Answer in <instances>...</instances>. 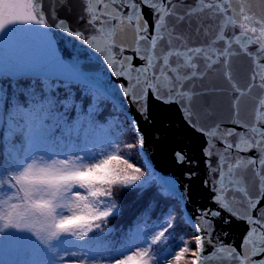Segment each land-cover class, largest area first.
I'll use <instances>...</instances> for the list:
<instances>
[{
    "label": "water",
    "instance_id": "water-1",
    "mask_svg": "<svg viewBox=\"0 0 264 264\" xmlns=\"http://www.w3.org/2000/svg\"><path fill=\"white\" fill-rule=\"evenodd\" d=\"M210 2L222 4L223 0ZM88 3L99 7L94 0H42L48 28L33 24L6 26L5 33H0V77L79 82L109 98L130 122L133 119L137 122L139 133L144 137V145L139 150L145 164L165 191L179 201L194 234L197 237L203 235L194 226L202 211L220 212L219 217H208L212 225V243H205L204 255L211 257L206 264H228L226 252L217 249L230 246L241 252L250 226L246 220L238 219L215 203L218 191L214 189H223L227 202L241 215L248 207L247 197L236 190L241 179L252 197L259 195V177L255 172L264 173V166L259 163L264 153L256 148L240 151L237 146L244 148L248 142L260 140V132L264 131V110L260 106L264 88L259 87L258 78L252 79L258 71L255 61L264 63V58L254 43L247 44L248 51L245 52L242 44L246 37L241 35L238 24L243 22L240 14L243 8L254 18L250 26L259 29L255 20L264 22V0H228V10L223 14L215 8L201 11L199 0H173L175 15L165 17V24L159 32L163 39L158 41L154 50L147 41H139V47L145 54H154L156 67L148 76L160 77L154 82L162 93L179 91L187 96L177 103H163L149 92L146 119L125 94V88L129 91L142 89L143 77L136 85L135 72L131 74V80L116 75L122 70L125 57H132L134 68L145 65L134 50L138 46L134 28L126 20L120 24L119 19L109 16L101 17L103 23L101 20L89 23ZM113 7L121 16L132 14L130 6H121L119 2L113 6L109 0L108 11H113ZM140 10L149 25L148 35H156L153 32V10L146 5H140ZM190 12L194 14L189 15ZM180 15L185 19L179 20ZM230 16L237 20L236 26L227 23ZM59 21H64L73 32L82 33L85 39L94 40L97 47L111 45L115 65H110L107 52H99L76 36L58 29L55 25ZM113 29L115 34L109 37ZM221 35L225 39H220ZM252 35L248 33V36ZM236 37H240V44L235 42ZM121 48L124 49L122 53ZM195 48L204 51L200 55L188 51ZM168 51L182 55L171 56L166 68L162 56ZM186 57H191L195 68L188 66ZM210 63L211 67H208ZM192 72L196 75L192 76ZM197 129L216 135L209 136ZM228 131L234 135L227 136ZM229 143L233 144L232 148L227 147ZM177 153L185 157L183 163L178 162ZM249 158L257 160V164L245 167L242 163L240 168L235 167L238 162H246ZM229 166L233 167L231 173ZM257 208H264V198L260 199ZM251 214L256 216L257 212L254 210ZM252 239L259 242L258 236ZM247 250L252 251L251 246ZM252 259L259 260L261 256Z\"/></svg>",
    "mask_w": 264,
    "mask_h": 264
},
{
    "label": "trees",
    "instance_id": "trees-1",
    "mask_svg": "<svg viewBox=\"0 0 264 264\" xmlns=\"http://www.w3.org/2000/svg\"><path fill=\"white\" fill-rule=\"evenodd\" d=\"M45 98L51 100L54 107L50 109L48 103H41ZM0 110V216L12 212L21 223L19 229L0 231V264H63L71 256L95 259L96 264H111L112 254L126 242L130 231L139 227L141 232L137 237L142 240L169 214L174 218V227L166 244L161 242L153 246L155 264L158 261L163 264L161 247L170 249L168 259L185 244L191 250L196 249L197 236L184 217L179 201L159 185L143 162L139 147H124L136 145L137 135L129 121L103 94L73 81L15 80L3 76L0 77ZM7 116H11L10 127L5 121ZM114 118L120 120L123 131L115 130ZM106 135L110 136V144L106 143ZM115 145L123 146L118 154L142 169L141 182L127 188L122 185L112 187L110 199L116 202L117 210L100 229L79 240L71 235L50 240V219L29 207L33 200L51 198L47 186L33 185V195L25 199L21 186L12 178L27 164L47 156L51 148L57 153L58 162L66 161L73 166L83 148L92 149L93 155L84 160L94 163L112 154ZM94 149H99L98 153ZM77 188L78 185L61 186L54 202L60 207H68ZM14 205L18 207L14 208ZM60 207L56 209L57 216ZM127 251L131 252L130 249ZM186 258L194 257L189 253Z\"/></svg>",
    "mask_w": 264,
    "mask_h": 264
},
{
    "label": "snow or ice",
    "instance_id": "snow-or-ice-1",
    "mask_svg": "<svg viewBox=\"0 0 264 264\" xmlns=\"http://www.w3.org/2000/svg\"><path fill=\"white\" fill-rule=\"evenodd\" d=\"M95 4L99 7H93L91 3L87 4L86 11L90 16L89 23L95 24L97 20H101L102 16H109L112 19H119L120 24H124L125 20L128 22V24L134 28L136 37H137V48L134 49L136 51L137 56L145 61V65L134 68L131 64L132 57H125L122 61V70L116 72V75L118 76H125L127 79L131 80V74L135 72L137 74V79L134 82V84L138 85L140 83V77H143L144 80V87L140 89L139 91L133 90L129 91L128 88H125V94L129 95L131 98V101L137 106V109L139 113L146 119L147 118V99L149 92L152 93L153 98L161 101L163 103H177L179 101H182L185 96H187V93L179 92V91H169V93L164 94L161 91V88L158 86L157 83L154 81H158L160 79L159 76H156L155 74L152 75L151 78H149L148 73L156 67L154 64V54H145V52H142L139 47V41H147L150 43L151 50H154L157 46V43L159 40H162L163 37L159 35V32L161 28L165 24V17L175 15V12L173 10V0H139V3L136 2V0H111V4L114 6L117 2L121 4V6H124L125 4L130 6L132 9L131 15L121 16L119 15V10L115 9L113 7V11H108L109 6V0H94ZM199 3L202 5V8L200 9L203 11V9H212L215 8L219 13L223 14L228 10L229 4L228 0H223V3L218 2H210V0H199ZM140 5H146L150 7L155 15V24L153 25V32L156 33V35L149 36L148 35V28L149 25L147 21L144 19L143 14L140 10ZM194 13L190 12L189 15H192ZM240 14L242 16V21L239 22L238 27L242 30L241 35L246 37V42L242 44V47L244 48L245 52L248 51L247 44H257L258 49L257 51L261 54V58H264V22L260 20H255V24L259 25V29L256 26H250V24L253 22V17L248 15L246 12H244V9H240ZM179 20H184L185 16L180 15L177 17ZM101 23L103 21L101 20ZM228 24H231L233 26L237 25V20L235 18H232L231 16L228 17L227 20ZM33 24L37 26H43L45 28H48L49 25L45 19V13L42 8V0H0V33H5L6 26L8 25H28ZM58 29H61L63 32L74 35L78 39L83 40L85 43L89 44L93 48H96L99 52H107V58L109 60L110 65H115V59L111 54V45H108L105 48L97 47L94 40H88L85 39L82 33L80 32H73L68 25L64 21H59L55 25ZM248 33H252L254 35L248 36ZM115 34V29H113L108 35L109 37ZM220 39H225L223 35L220 36ZM235 42L240 44L241 39L240 37L235 38ZM231 41L228 42V46L231 47ZM107 44V41H106ZM121 53L124 51L123 48L120 49ZM189 52H194L196 55H200L203 53V49L201 48H195V49H189ZM173 55H182L179 52H172L168 51L166 54L162 56V63L167 68L169 66V58ZM251 55V53H249ZM186 63L189 67L195 68L196 64L192 62L191 57H186ZM256 68L258 71H256L252 77L253 80H256L257 78L260 81V88H264V63H260L259 60L255 61ZM208 67H211V63L208 65ZM192 76L196 75V72H192ZM167 79V77H165ZM231 79V77H229ZM233 87H236L233 85ZM251 87V85H250ZM237 91H240V89H236ZM173 97H176L177 99H174ZM190 99V97H189ZM41 103H48L50 109L54 107V103L49 100L48 98H45ZM63 103V102H62ZM66 106V105H65ZM260 106L261 109L264 110V99L260 100ZM189 114V119H190ZM264 122V121H262ZM132 130L136 132L137 135V144L136 147L142 148L144 145V137L142 134L139 133V128L137 122L133 119L131 122ZM198 131L204 132L206 135L209 136H215V132H209L205 129H197ZM227 136H232L234 133L232 131H228L226 133ZM260 140H255L252 142H248L246 144V147L239 148L240 151H248L252 148H256L262 153H264V131L260 132ZM122 145H115L114 146V152L113 153H120ZM228 148H232L233 144L229 143L227 145ZM207 155H211V152H207ZM109 155V154H107ZM106 155V156H107ZM120 156H123L122 154H119ZM178 162L183 163L185 161V157L181 153L176 154ZM242 163L246 167L247 165H253L255 166L257 164V160L249 158L246 162H238L235 167L240 168L242 166ZM259 163L261 166H264V155H262L259 159ZM86 164L84 162V158H81L80 160V166H83ZM81 168H72L69 169V166L67 163L61 162L60 167H54L52 165H49L46 168H40L38 170L35 169L34 164H27L21 173H24V177H27L31 174H33L36 171H39L46 177H63L65 179H70V177H64V173L68 172H80ZM229 173L233 171V167L229 166L228 168ZM255 175L259 177V195L256 197H252L246 188L243 186V181L241 179V185L236 188L237 191H240L244 194V196L247 197V204L248 207L245 211L244 215H241L239 212L235 211L230 204L227 202L225 197V192L223 189L216 190L218 191V194L214 197L215 203H217L221 208L228 211L231 215L236 216L238 219L246 220V222L249 224V232L245 237V240L242 242V251L237 252L235 248H225L224 246H221L217 249L218 252L225 253L226 256L225 259L228 261V264H264V208H257V205L260 203V199L264 198V173H261L259 171L255 172ZM144 176V175H143ZM16 185H20L22 191L24 192L25 199L30 198L33 195V187L31 185H26L23 183L22 178L18 175L12 178ZM89 182L90 181H85ZM137 182H141V179H139ZM137 182L132 185H124V187H132L136 186ZM48 195H51L53 199L56 198L57 194L60 192V185L59 184H49L48 188ZM93 195H104L111 197L112 192L109 191L107 195L104 194V191L97 190V192H94ZM81 198H77L76 200L79 201ZM39 203H33L29 205L30 209L35 212L39 213L41 216L49 218L52 223L55 221V217L51 216L49 213L45 211L47 208V201H45L43 198L39 199ZM104 208L110 210V213L112 216L117 208H116V202L111 199H107L104 202ZM18 207V205L13 206ZM55 207H60V204H56ZM256 211L257 215L253 216L251 213L252 211ZM68 211H72V209L69 207ZM107 214V213H106ZM60 216H64L62 213ZM220 212L214 211V210H204L200 213V218L197 224L194 226L199 228V230L203 233L202 236H199L195 240L196 249L199 251V257L198 262L199 264H206V262L211 258L210 256L204 255V245L205 243H212L211 240V231H212V225L211 221L208 219V217H219ZM0 221H3L2 224H0V231H2L5 228H15L19 229L21 228V223L19 220H17L12 212H9L7 216H0ZM49 227V225H48ZM174 227V218L171 214H169L163 221L157 223V225L150 230V234H147L143 237V239H139L137 237V233L141 232L139 227L136 229L130 231L126 242L112 254V260L111 264L115 261H119L125 258H128L130 254L135 253L136 249L140 248H147L151 251L152 255L155 256V253L153 252V246L161 244L163 242L164 244L167 243L168 239L171 237V229ZM259 237V242H254L253 237ZM142 241V243H141ZM251 246L252 251H248L247 247ZM188 248H185L184 251L187 252ZM131 250V252L127 250ZM170 252V249L161 247L160 248V260L163 261V264H167L168 261V253ZM176 252L172 253V256H175ZM254 256H261V259L254 260L252 259ZM159 264V261H158Z\"/></svg>",
    "mask_w": 264,
    "mask_h": 264
},
{
    "label": "clouds",
    "instance_id": "clouds-1",
    "mask_svg": "<svg viewBox=\"0 0 264 264\" xmlns=\"http://www.w3.org/2000/svg\"><path fill=\"white\" fill-rule=\"evenodd\" d=\"M126 148H134L135 145H125ZM66 163V162H63ZM81 168L80 172L64 173V177H46L39 171L24 177V173H20L23 183L26 185H45L49 188V184H59L60 189L63 185H78L81 188L88 190L87 195L76 194L75 199L81 198L80 203L71 205L72 211L69 215L57 216L55 199H44L47 201L45 211L55 217L54 223L49 224L50 232L48 233L50 240H58L62 235H71L76 239H83L95 229H100L103 222L110 217V210L99 207L96 203L90 201L91 198H97L100 195H93L97 190L105 189L104 194L107 195L115 185H132L141 179L144 175L142 169L119 154H109L97 162L86 163ZM85 181H90L85 182ZM33 203H39V200H33ZM107 213V214H106ZM185 244L182 248L176 251V255L168 259L167 264H199L198 250L185 252L187 248ZM191 253L193 259H187V254ZM156 257L152 255L147 248L136 249L135 253L130 254L128 258L115 261L113 264H155ZM84 264V262H82Z\"/></svg>",
    "mask_w": 264,
    "mask_h": 264
},
{
    "label": "rangeland",
    "instance_id": "rangeland-1",
    "mask_svg": "<svg viewBox=\"0 0 264 264\" xmlns=\"http://www.w3.org/2000/svg\"><path fill=\"white\" fill-rule=\"evenodd\" d=\"M11 116H7L5 121L7 123V125L10 127L12 125V122H11ZM0 121H1V114H0ZM112 125L115 126V123L114 121L112 122ZM123 128V126H122ZM119 130V129H117ZM121 131V130H119ZM110 136L109 135H106V143L110 144ZM42 144V141L41 143H38V145H41ZM100 146H103V144H101ZM99 149H94V152L95 153H98ZM93 151L92 149H82L80 151V156L81 157H77V160L74 162V165L73 166H70L66 161L68 166H69V169L71 170L72 168H76V167H79L80 166V160L81 158H90L93 154ZM85 163H88L84 160ZM31 164H34L35 166V169L38 170L40 168H46L48 167L49 165H52L54 167H60L61 166V162H58L57 161V153L55 152L54 149H50V152L47 156H42L40 158H38L37 160H34L31 162ZM102 191H104L105 189H101ZM88 193V190L85 189V188H81L78 186V188L75 190V196L76 194H80V195H87ZM91 202L93 203H96L99 207L103 208L104 207V201L107 200V199H110V197L108 196H104V195H100L98 196L97 198H89ZM80 203L79 201H77L75 199V197L73 198V202L69 204L68 207H64V206H61L59 209H58V212H59V216L60 214L62 213L63 215H69L71 214L70 211H68V208L71 207V205L73 204H78ZM81 263L84 262V264H90L91 263V259L90 258H84V257H81V256H71L69 260H67L65 263L63 264H75V263Z\"/></svg>",
    "mask_w": 264,
    "mask_h": 264
}]
</instances>
